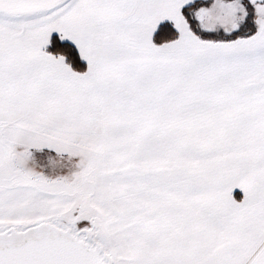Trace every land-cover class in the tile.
Listing matches in <instances>:
<instances>
[{
    "label": "snow or ice",
    "instance_id": "obj_1",
    "mask_svg": "<svg viewBox=\"0 0 264 264\" xmlns=\"http://www.w3.org/2000/svg\"><path fill=\"white\" fill-rule=\"evenodd\" d=\"M0 264H264V0H0Z\"/></svg>",
    "mask_w": 264,
    "mask_h": 264
},
{
    "label": "crops",
    "instance_id": "obj_2",
    "mask_svg": "<svg viewBox=\"0 0 264 264\" xmlns=\"http://www.w3.org/2000/svg\"><path fill=\"white\" fill-rule=\"evenodd\" d=\"M238 191V190H237Z\"/></svg>",
    "mask_w": 264,
    "mask_h": 264
}]
</instances>
